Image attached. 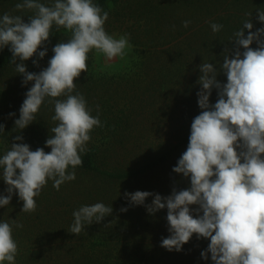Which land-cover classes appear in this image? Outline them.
Segmentation results:
<instances>
[{"label":"clouds","instance_id":"obj_1","mask_svg":"<svg viewBox=\"0 0 264 264\" xmlns=\"http://www.w3.org/2000/svg\"><path fill=\"white\" fill-rule=\"evenodd\" d=\"M14 11L33 15L28 23L21 15L6 12L0 16V50L10 48L11 64L24 77L23 84L32 83L13 131L22 132L36 121L46 100L54 106V126L46 141L50 152L44 148L33 151L22 142V135H16V142L0 156V178L8 186L7 195H0V208L9 206L18 194L22 213L30 214L49 180L59 191L65 182L76 179L75 169L83 165L81 153L89 151L91 133L103 127L99 105L93 116L74 83L88 72L89 53L95 50L110 62L126 56L132 45L129 34L116 38L106 32L109 12L93 0H53L50 5L23 0ZM258 12L264 24V10ZM246 16L229 38L234 52H226L220 65L227 83L217 79L219 73L212 63L204 60L199 65L201 90L197 95L202 111L193 119L188 147L173 168L190 179V187L174 188L167 197L147 191L124 193L130 206H143L151 215L167 209L170 236L162 238L161 247L180 252L195 235L210 241L201 256L207 260L210 253L213 264H264V28L253 32L252 13ZM189 24L183 21L185 28ZM54 26L71 33L70 37L54 46L47 68L38 74L29 72L25 62L37 54L41 59L46 56V50L39 49L49 41ZM210 27L213 33L223 29L217 23ZM253 42L258 45L255 49ZM213 89L218 93L215 104L210 103ZM4 127L0 124V134ZM149 197L152 203L146 204ZM192 206H198L195 216ZM112 213V206L102 202L82 205L73 211L68 232L78 236L86 226L100 224ZM14 228L22 229L23 224L18 219L0 222V264H17Z\"/></svg>","mask_w":264,"mask_h":264},{"label":"trees","instance_id":"obj_2","mask_svg":"<svg viewBox=\"0 0 264 264\" xmlns=\"http://www.w3.org/2000/svg\"><path fill=\"white\" fill-rule=\"evenodd\" d=\"M22 2L23 0H0V16L7 12L23 16L25 23L30 22L32 12L14 11L15 5ZM40 2L50 5L53 0ZM93 2L109 12V19L105 23L106 32L109 35L115 32L129 34L130 44L140 61L138 59V63L126 73L107 76L94 73L92 66L95 50L89 53L88 72L82 73L74 83L77 85L76 92L86 98L93 116L97 115L96 106L99 105L103 127L95 128L91 133V140L87 143L89 151L81 153L83 165L75 169L76 179L65 182L59 191L49 180L41 191V194L45 193L55 201L56 205L63 206L64 201L68 206V198L72 193L84 196L96 185L120 187L142 183L179 159L188 147L191 123L202 111L197 95L201 90L197 83L201 75L199 65L204 60L212 63L219 73L217 79L221 83H227L220 65L224 54L235 50L234 43L229 41L233 32L242 27L243 21L248 18L246 13H252L253 32L264 28V24L258 20V10H264V0ZM186 20L190 21L187 28L183 26V21ZM210 23L221 24L223 29L219 33H213ZM244 31L247 35L248 30ZM70 35L63 28L57 31L54 26L49 41L39 49L46 50V56L41 59L37 54L26 61L27 70L38 74L47 68L54 55V46L67 42ZM261 39L264 40V36ZM252 47L255 49L258 45L253 42ZM141 48L150 50L142 51ZM12 59L9 47L0 50V124L5 126L0 137L5 139L6 151L10 149L11 143L16 142L14 137L22 135V142L28 144L31 150L44 148L45 152H50L46 141L50 136V127L54 126L51 120L54 106L47 100L37 114L36 121L22 132L13 131L32 83L23 84L24 77L15 71ZM34 61L38 62V66ZM217 99V90L213 89L210 103L215 104ZM174 111L181 114L183 124L170 137L174 134L170 119ZM168 120L171 127L166 128ZM7 187L0 178V195H7ZM63 189L69 190L61 196L60 191L63 192ZM22 208L23 202L18 194H14L10 205L0 208V220L8 216L16 219L19 216L27 221L28 216L34 212L22 213ZM55 213L61 214L57 210ZM26 236L29 237V234ZM50 248L58 251L55 247ZM18 249L17 264L126 263L122 260L121 253L114 252L111 248L100 249L93 256L86 253L74 257L53 256L48 260L43 254L51 253L52 249L45 250L39 246L26 248L24 244L19 245ZM32 257L42 261L31 263Z\"/></svg>","mask_w":264,"mask_h":264},{"label":"rangeland","instance_id":"obj_3","mask_svg":"<svg viewBox=\"0 0 264 264\" xmlns=\"http://www.w3.org/2000/svg\"><path fill=\"white\" fill-rule=\"evenodd\" d=\"M110 35L119 38L123 34L115 32ZM133 49L132 46L126 56L123 58L117 57L110 62L106 61L102 54H97L94 51L92 66L94 73L112 76L130 71L131 67H134L140 61ZM141 49L142 51L150 50V48ZM137 60L138 62H136ZM4 111L6 112V110ZM170 119L172 120V127L169 120L165 127H171L174 134L170 137H173L183 124V120L181 114L176 113V111L173 112ZM5 152L6 143L2 136L0 137V156ZM179 159L148 177L142 183L120 187L100 184L101 186L91 187V190L84 196L72 193L68 198V206L64 201L62 202L63 206L56 205L55 201L53 202L49 196L43 193L36 198L37 208L33 215L28 216L27 221H23L19 216L16 219L8 216L0 220V222L18 219L23 224L22 229H13V236L18 246L23 244L26 248L39 246L45 248V250L55 247L58 251L52 249L51 253L43 254L47 260L52 259L53 256L74 257L85 255L86 253H89V256H93L100 249L111 248L114 252L119 251L121 253L120 255H122V260L126 262L125 264H213L210 253L207 260L201 256L202 252L207 251L210 241L197 239L195 235L183 246V250L180 252L175 250L170 252L161 247L162 238L170 236L166 218L167 209L151 215L143 206H130L124 196V193L147 191L167 197L172 194L174 188L177 191L189 188L190 179L173 172V168L177 166ZM68 190L64 191L63 189V192L60 191L61 196H64ZM97 202L112 206V215L105 217L100 224L93 223L90 226H86L85 230L78 236L69 233L68 228L73 222V211L82 205H92ZM145 203L151 204L152 197H149ZM192 207L193 215L195 216V209L198 206ZM121 208H128V211L121 212ZM55 210L60 211L61 214H56ZM49 211L52 212L49 214ZM109 223H113V225L106 228L105 225ZM26 234H29V237ZM30 260L31 263L42 261L34 260L33 257Z\"/></svg>","mask_w":264,"mask_h":264}]
</instances>
